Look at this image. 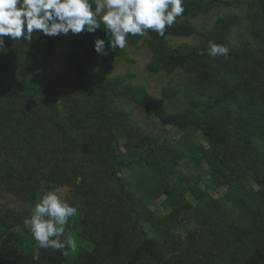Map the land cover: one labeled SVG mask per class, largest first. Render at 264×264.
<instances>
[{
	"label": "trees",
	"instance_id": "16d2710c",
	"mask_svg": "<svg viewBox=\"0 0 264 264\" xmlns=\"http://www.w3.org/2000/svg\"><path fill=\"white\" fill-rule=\"evenodd\" d=\"M238 2L246 15L222 16L206 34L193 20L230 5L226 0H184V14L165 36L149 30L128 37L132 47L144 39L152 75L187 74L186 94L168 83L158 98L130 72L99 76L98 37L105 39L108 67L118 59L134 62L125 49L108 47L103 26L75 36L38 31L29 42L5 37L0 264H65L72 254L37 249L24 227L48 191L78 209L65 229L83 243L73 264H264V0ZM242 17L256 40L234 42ZM194 35L205 40L174 46L169 39ZM210 41L227 46L229 55L211 57ZM131 104L154 130L137 122ZM166 127L183 135L175 141L157 133ZM195 134L206 147L194 145ZM188 158L197 170L207 167L214 189L228 190L223 197L210 196L197 174L191 186L175 174ZM248 182L255 190L245 192Z\"/></svg>",
	"mask_w": 264,
	"mask_h": 264
},
{
	"label": "clouds",
	"instance_id": "9594fccd",
	"mask_svg": "<svg viewBox=\"0 0 264 264\" xmlns=\"http://www.w3.org/2000/svg\"><path fill=\"white\" fill-rule=\"evenodd\" d=\"M185 12L184 0H0V51L6 47L5 37L12 41H32L33 33L46 37L75 36L107 29L108 47L124 49L128 37L146 35L149 30L161 37ZM97 55H107L105 39L96 38ZM208 54L227 57L229 48L209 42ZM82 178H77V183ZM77 207L48 191L34 204L24 227L36 241L37 249L59 250L67 256L77 249V240L66 233L69 218L77 215ZM34 260H39L37 251Z\"/></svg>",
	"mask_w": 264,
	"mask_h": 264
},
{
	"label": "rangeland",
	"instance_id": "374dc122",
	"mask_svg": "<svg viewBox=\"0 0 264 264\" xmlns=\"http://www.w3.org/2000/svg\"><path fill=\"white\" fill-rule=\"evenodd\" d=\"M95 1V0H92ZM230 5L226 6H218L215 9H212L208 13H202L200 16L195 18L193 20L194 24L199 28V30L202 31V33L206 34L208 31H210L213 26L215 25L218 18L222 16H226L232 12H236L238 14H241L242 16L246 15V6L242 3H239L238 0H226ZM251 21L248 18L242 17V23L236 26L233 29V40L235 43H239L242 39L245 38H252L256 40L255 35L252 34V29L250 28ZM259 26H254L253 29H259ZM172 45L178 46L183 43H191V44H197L205 40L204 36H197L194 35L189 38H169ZM128 52V58L132 59L134 62H130L124 59H118L115 60L113 63H111V67H108L107 62L104 60V57L102 55H99L96 57L97 67L96 71L99 76H109L114 77L117 75H126L127 73L134 74V82L136 84H143L146 86L148 92L156 97H162V91L167 86L168 83H171L173 85L176 84L184 94L186 92V88L189 86L188 81V75L185 74L182 71H177L172 76L167 75L165 72H161L158 75H152L147 70V65L149 64L151 60V52L148 49L144 39L140 40L137 47H132L127 44V46L124 48ZM186 94V93H185ZM182 101H186L187 97L182 95L179 97ZM132 110L135 113V119L137 122L145 129V130H154L155 129V123L148 119L142 109L137 105H130ZM158 128V126H157ZM166 130V131H164ZM159 135L165 136L167 139L172 140H179L180 137L183 135L181 132H178L176 129L171 127H166V129H160V132H157ZM193 142L195 146H203L206 147V142L202 135L195 134L193 137ZM140 173L137 175L142 174V172L145 170H141ZM207 167L204 166L201 170L195 169L194 166L190 165L189 158L184 161L183 165L181 167L177 168L175 171L176 175L181 176L184 178L189 185H193L195 178L193 174H197L199 176L200 181H203V188L212 196L214 199L217 197H223L226 192L228 191L226 188H223L222 186L218 189H214L212 183H209L212 179L210 175H206ZM196 177V176H195ZM249 187L245 188V192L253 190L256 188V186L252 182H248ZM253 187V188H252ZM255 190V189H254ZM245 200L248 199V195L244 194ZM192 203L194 201L191 200ZM16 235H22L21 229H16L15 231ZM71 235L75 237L77 240V249L75 251H71V255L67 258L65 264H73L74 257L77 254L78 249L83 245L82 240L79 238L78 234L76 232H72Z\"/></svg>",
	"mask_w": 264,
	"mask_h": 264
}]
</instances>
